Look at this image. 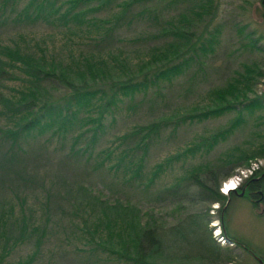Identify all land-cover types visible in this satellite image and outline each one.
Listing matches in <instances>:
<instances>
[{"label":"trees","instance_id":"obj_1","mask_svg":"<svg viewBox=\"0 0 264 264\" xmlns=\"http://www.w3.org/2000/svg\"><path fill=\"white\" fill-rule=\"evenodd\" d=\"M150 1L0 0V26L13 24L18 30H25L32 24H45L58 30L65 40L63 48L58 50L50 39H36L15 30L17 32L8 42L0 41V179L14 173L21 177L28 167L26 162L41 151L31 143L47 136V141L67 140L69 156L75 161L80 157L93 158L94 168H105L123 180L148 187L173 160H181L202 149L208 152L218 140H225L234 128L246 121L243 111L249 117L260 118L256 111L264 110L263 97L249 94H255L254 75L264 72L256 64H244L243 72L237 77L207 93L210 104L202 112L181 118L172 115L171 120L177 126L179 120L184 123L201 121L227 111L240 112L229 127L210 135L205 142L187 147L183 153L170 156L162 163H155L150 171H144L149 148L161 138L162 129L169 121L162 116L133 126L130 131L115 136L109 145L96 150L108 129L106 118L112 116L113 123L114 112L124 101L131 102L136 95L142 97L150 88L171 82L189 69L198 55L213 50L215 34H210L207 44L198 45L201 40L194 38L190 31L191 21L183 14L164 22L161 32L169 35V39L148 47L137 61L122 50L115 52L112 47H101L110 45L108 42L113 40L119 27L132 22L125 18L133 5H146ZM210 8L204 6V12L208 13ZM149 10L145 7L141 13H149ZM99 11L106 13L103 17L93 15ZM150 13L157 18L154 12ZM75 39L82 44H74ZM249 42L250 48H255L254 41ZM146 69L150 72H144ZM10 80L14 83H4ZM134 106L137 105L131 104L132 110ZM258 157H264V143L253 150L233 147L230 153L219 158L224 164L234 162L230 169L221 173L218 165L212 167L206 162L191 165L166 190L180 200L218 202L222 212L226 201V196L219 192L222 181L233 174L234 166H245ZM80 189V196L77 191L62 197L70 206L68 220L73 239L76 237L80 243L88 245L90 251L99 250L109 259L127 264H161L158 260L164 256V239L160 229L154 224L143 223L136 205L120 200L102 201L87 195L86 187ZM51 195L44 193L45 202L41 204L44 210L49 208ZM84 195L94 201H85L81 198ZM17 199L20 218L15 221L21 224L18 238L10 240L7 236L6 221L12 217L11 205L8 210L0 206V264L18 243L34 238L35 249L29 256L8 263L32 264L44 237L50 232L46 227L49 215H44L42 226L36 225L31 209L26 212L23 207L26 197ZM70 238L67 233L64 235V241L70 243Z\"/></svg>","mask_w":264,"mask_h":264},{"label":"rangeland","instance_id":"obj_2","mask_svg":"<svg viewBox=\"0 0 264 264\" xmlns=\"http://www.w3.org/2000/svg\"><path fill=\"white\" fill-rule=\"evenodd\" d=\"M207 1L151 0L146 5L135 4L125 18L132 19V22L124 23L114 32L113 40L108 42L110 45H101L102 48L112 47L115 52L122 50L133 61H137L144 56L148 47L160 45L169 39V35L162 34L161 28L165 21L179 14L191 21L190 31L194 33V38L201 40L198 45L201 42L207 44L206 39L210 34H215L213 50L198 55L189 69L171 82H162L158 87L150 88L142 97L136 95L131 102L124 101L114 112L113 123L112 116L108 115L105 120L108 124L107 132L101 137L96 150L109 145L115 136L130 131L133 126L146 124L163 116L169 121L162 129L161 138L150 146L145 161L144 171H150L155 163H162L170 156L183 153L187 147L193 148L198 143L205 142L210 135L229 127L235 120L240 112L227 111L201 121L184 123L179 120L177 126L171 120L174 116L181 118L190 113L202 112L210 104L207 93L237 77L243 72L244 64H256L264 72L263 0ZM203 5L211 7L208 13L204 12ZM145 7L150 9L149 13L154 12L157 18L152 13H141ZM105 13L106 11H99L93 15L103 17ZM15 30L36 39H50L58 50L64 46L62 44L65 40L58 30L40 23L32 24L25 30H18L13 24L0 26V41L8 42L17 32ZM250 40L254 41L255 48H250ZM74 44L80 46L82 41L75 39ZM144 72L149 73L150 70L146 69ZM4 83L11 85L14 82L10 80ZM253 88L255 94L250 93L249 96H264V74L254 75ZM131 104L137 105L134 110L131 109ZM242 114L246 121L234 128L225 140H218L208 152L202 149L186 158L181 157V160H173L159 174L154 184L148 187L123 180L120 175H114L105 168H94L93 158L87 160L80 157L75 161V158L69 156L67 140L47 141V136L40 137L31 145L37 146L36 149L41 148V151L34 153L29 163L26 162L28 167L21 171V177L14 173L0 179V206L5 209L9 205L12 207V217L6 221L8 238L13 240L19 236L21 224L15 221L20 218L17 197L25 196L23 207L26 212L31 209L36 225L44 224V215L50 217L46 226L50 232L44 237L32 264H127L121 260L106 258L99 250L90 251L88 245L80 243L76 237L72 238V227L68 220L70 206L63 198L68 193L75 194L77 191L80 196V187H86L87 195L98 197L102 201L114 203L115 200H120L124 204L136 205L143 223L159 227L164 239V256L158 260L161 264H264V200L255 205L248 199L247 193L240 196L238 191L226 197L221 212L220 203L215 206V202L180 200L166 190L191 165L206 162L212 167L220 166L218 172L223 173L234 165V162H220L219 158L224 153H230L233 147L253 150L264 143V110L256 111V115L260 116L258 120L255 116H247L245 111ZM254 159L257 158L251 160ZM236 167L238 165L234 169ZM260 170L263 171L258 176L264 173V167L261 166ZM194 189L191 191L194 192ZM45 192L52 194L48 210H44L41 205L45 202ZM87 195L81 198L94 201V198ZM213 222L217 226L212 225ZM216 228L238 245H220L213 238ZM66 233L72 242L64 241ZM34 249V238L25 239L12 249L2 264L24 259Z\"/></svg>","mask_w":264,"mask_h":264},{"label":"built area","instance_id":"obj_3","mask_svg":"<svg viewBox=\"0 0 264 264\" xmlns=\"http://www.w3.org/2000/svg\"><path fill=\"white\" fill-rule=\"evenodd\" d=\"M261 166H264V159L251 160L248 163V165H246L245 167H241V168L236 169L235 173L231 177L222 181V183L219 187V191L222 194L226 195L230 191L237 189L239 187L243 177H246V176L253 174L255 171L260 169ZM214 237L216 238V240L220 244L226 243V239L222 234H220L219 229L214 230Z\"/></svg>","mask_w":264,"mask_h":264},{"label":"flooded vegetation","instance_id":"obj_4","mask_svg":"<svg viewBox=\"0 0 264 264\" xmlns=\"http://www.w3.org/2000/svg\"><path fill=\"white\" fill-rule=\"evenodd\" d=\"M264 5V4H263ZM264 102V96H263ZM239 191H243L247 193L248 199L255 205H258L260 201L264 200V173L260 176L254 175L247 181H245L241 186ZM238 245V243L234 242V246Z\"/></svg>","mask_w":264,"mask_h":264},{"label":"water","instance_id":"obj_5","mask_svg":"<svg viewBox=\"0 0 264 264\" xmlns=\"http://www.w3.org/2000/svg\"><path fill=\"white\" fill-rule=\"evenodd\" d=\"M234 191L237 193L236 190H234ZM239 195L242 196V195H243V191H241V192L239 193ZM259 261H261V260H259Z\"/></svg>","mask_w":264,"mask_h":264},{"label":"bare ground","instance_id":"obj_6","mask_svg":"<svg viewBox=\"0 0 264 264\" xmlns=\"http://www.w3.org/2000/svg\"><path fill=\"white\" fill-rule=\"evenodd\" d=\"M229 189H230V188H229ZM215 204H216L215 206H217V203H215ZM212 225H215V226H216L217 224H216V222H213Z\"/></svg>","mask_w":264,"mask_h":264}]
</instances>
